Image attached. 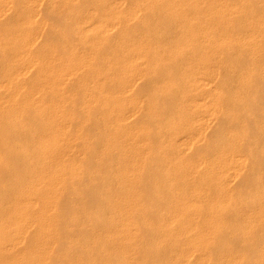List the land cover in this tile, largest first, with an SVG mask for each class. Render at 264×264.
<instances>
[{
  "label": "bare ground",
  "instance_id": "1",
  "mask_svg": "<svg viewBox=\"0 0 264 264\" xmlns=\"http://www.w3.org/2000/svg\"><path fill=\"white\" fill-rule=\"evenodd\" d=\"M0 264H264V0H0Z\"/></svg>",
  "mask_w": 264,
  "mask_h": 264
}]
</instances>
